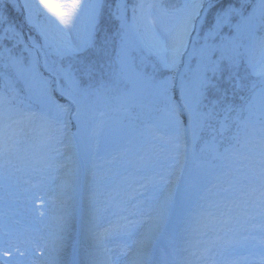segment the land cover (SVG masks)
<instances>
[{
	"label": "snow or ice",
	"instance_id": "1",
	"mask_svg": "<svg viewBox=\"0 0 264 264\" xmlns=\"http://www.w3.org/2000/svg\"><path fill=\"white\" fill-rule=\"evenodd\" d=\"M9 8L22 17L27 36L9 21ZM113 91L122 105L148 108L145 125L154 138L152 112L162 102L174 148L186 152L178 141L181 133L190 135L194 144L204 140L210 159L187 174L181 164L174 177L171 165L129 173L122 178L127 188L110 181L103 200L89 192L88 233L106 264H120L108 255L111 240L131 253V264H151L157 243L167 255L178 239L189 244L210 228L217 234L198 239L200 250L183 249L186 264H264V0H0V179L33 126L38 132L29 147L38 179L32 187L41 198L64 169L48 197L60 211L46 264H77L74 253L64 261L62 252L74 218L79 146L98 135L106 115L99 105ZM73 119L77 131L66 132ZM64 148L69 155L58 162L52 154ZM237 160H247L253 173L239 179L260 189L242 216L232 215L242 201L221 194ZM241 229L261 233L251 237L257 253L242 254L248 236L226 235ZM28 255L4 248L0 264H25Z\"/></svg>",
	"mask_w": 264,
	"mask_h": 264
},
{
	"label": "rangeland",
	"instance_id": "2",
	"mask_svg": "<svg viewBox=\"0 0 264 264\" xmlns=\"http://www.w3.org/2000/svg\"><path fill=\"white\" fill-rule=\"evenodd\" d=\"M172 2L179 4L182 0H172ZM106 27L111 28L112 25H102V29ZM9 46L11 45L9 44ZM192 63L194 64L195 60ZM107 96L108 99L99 105L106 115L98 135L87 146L83 144L79 146L80 172L76 185L74 218L70 221L68 230L64 234L65 248L62 252L64 261L74 253L77 264H89V261L84 262L81 259L83 242L80 237L89 234L86 218L88 195L91 190L97 191L98 199L103 200L106 197L105 185L110 181H118L121 182V187L126 189L128 181L122 178L128 177L129 173H136L141 169L143 171L152 169L159 171L161 168H168L171 165L169 170L174 177L181 164L184 166V173L187 174L190 169L201 170L210 159L204 140L194 144L190 135L185 137L181 133L178 141L181 145L186 143V152L183 146L180 149L174 148L173 145L176 141L169 142V137L173 136V132L163 118L164 105L162 102L155 103V107L159 111L152 112L153 122L157 126L156 132L159 136V138H154L152 132L145 125L148 108L142 107L139 102L122 105L118 98L119 93L115 91L108 93ZM65 102L61 100V103ZM147 102L145 100V104ZM234 102L237 105L242 103L239 95ZM74 111L75 106L73 105ZM26 131L29 134L22 138L19 145L20 150L11 154V164L6 166L5 178L0 179V217H3V225H5V227L0 226V250L11 248L15 253L19 248L29 253L24 258L25 264H46L48 257L53 254L54 248L56 221L53 218L59 215L60 211L59 205L50 201L48 197L57 190L64 169L61 168L54 173L55 180L50 184L47 195L41 198L39 190L32 187V184L38 179V175L33 171V157L29 147L38 129L33 126ZM66 132H76L74 119ZM220 150L223 151V146L220 147ZM52 155L56 156L58 162H63L69 155V150L64 148L61 155L57 156L55 153ZM213 163L221 164L222 162L213 161ZM231 170L234 175L231 182L223 185V189H227V191H221V194L230 199L242 201L239 206L233 205L232 212L233 216H242L246 209L251 211L252 201L260 196L259 184L255 181L239 179L244 173L249 176L253 174L247 160L233 162ZM93 172H95V176H93ZM248 227L249 225H245V228ZM205 231L206 236H194L189 244L178 239L175 250L169 248L167 255L165 244L157 243L150 257L151 264H158L160 260H166L167 264H177L178 261L186 264L185 257H188V252L183 250L185 247L191 251H198L203 247L202 244L197 243L198 239H207L217 234L215 228ZM219 234L225 235L223 232ZM226 235L235 238L249 237L247 251H242V254H248V252L255 254L259 251L258 248L253 247L255 241L251 239L252 236L260 237L261 233L257 231L241 229ZM37 244L39 247L36 246ZM117 257H119L120 264H131V253H118ZM15 259L20 258L17 255ZM190 259H194V257Z\"/></svg>",
	"mask_w": 264,
	"mask_h": 264
},
{
	"label": "trees",
	"instance_id": "3",
	"mask_svg": "<svg viewBox=\"0 0 264 264\" xmlns=\"http://www.w3.org/2000/svg\"><path fill=\"white\" fill-rule=\"evenodd\" d=\"M7 15H8L9 21L12 22V23H14L17 26V28L21 29L25 33V35L27 36L29 30L23 24L22 17L19 15V13L18 12H14V11H12L11 8H9L8 11H7ZM225 31H227V29H225ZM193 66H195V63L193 64ZM181 68H182V66H181ZM175 99L177 101H179V99H180L179 80H178V78H177V84H176ZM185 120H186V117H185ZM184 126H187L186 123H185Z\"/></svg>",
	"mask_w": 264,
	"mask_h": 264
},
{
	"label": "bare ground",
	"instance_id": "4",
	"mask_svg": "<svg viewBox=\"0 0 264 264\" xmlns=\"http://www.w3.org/2000/svg\"><path fill=\"white\" fill-rule=\"evenodd\" d=\"M83 240H84V243L86 244V247H88V246L90 247V244H93L92 240L90 239L89 234H87L86 236H84V239ZM85 257H87V260L88 261H91V262L93 261V259L88 258V256L85 255Z\"/></svg>",
	"mask_w": 264,
	"mask_h": 264
}]
</instances>
